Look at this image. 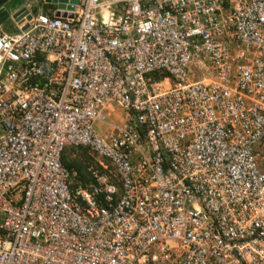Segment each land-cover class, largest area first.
Segmentation results:
<instances>
[{
  "label": "built area",
  "instance_id": "2783aa9c",
  "mask_svg": "<svg viewBox=\"0 0 264 264\" xmlns=\"http://www.w3.org/2000/svg\"><path fill=\"white\" fill-rule=\"evenodd\" d=\"M58 4L0 24V264H264V0Z\"/></svg>",
  "mask_w": 264,
  "mask_h": 264
},
{
  "label": "trees",
  "instance_id": "16d2710c",
  "mask_svg": "<svg viewBox=\"0 0 264 264\" xmlns=\"http://www.w3.org/2000/svg\"><path fill=\"white\" fill-rule=\"evenodd\" d=\"M19 1V0H15ZM154 75L156 77L159 76H165V74L161 72H155ZM79 150L80 153L75 155L74 157H71V155L75 154L74 151ZM70 158L66 157L64 153L62 154V163L67 168H74L77 171V180L81 182L82 186H86L87 184L95 182V179L93 178L89 167L93 164V159L89 154L87 153L88 148L84 146H73L71 148ZM96 167L98 169H102L99 164H96Z\"/></svg>",
  "mask_w": 264,
  "mask_h": 264
},
{
  "label": "rangeland",
  "instance_id": "374dc122",
  "mask_svg": "<svg viewBox=\"0 0 264 264\" xmlns=\"http://www.w3.org/2000/svg\"><path fill=\"white\" fill-rule=\"evenodd\" d=\"M18 6V1H15V0H10L7 4H6V7H7V9H12V8H16ZM2 26L4 27V28H6V30L8 31V32H10V33H12V32H15L16 30L15 29H17L18 28V25L15 23V21L12 19V18H10V17H8L3 23H2ZM12 26H14L15 27V29H11V27ZM118 111H120L119 109H118ZM106 120H108V121H110V122H112V123H119V121L121 120L119 117H115V116H109ZM98 126H99V123H96L95 124V127L96 128H98ZM73 146H67L66 147V149L64 150V155L66 156V157H68V158H70V153H71V148H72ZM75 152V154H73V155H71V157H74L75 155H77L78 153H80V151L79 150H76V151H74ZM87 153L89 154V156H91L92 157V159H93V164H92V167H96V164H99V158L98 157H96L89 149H88V151H87ZM101 160V159H100ZM105 166H106V169H105V172H106V174H108V175H110L111 176V178H112V180L113 181H116L117 182V175H116V173H115V171H114V168L112 167V165L111 164H109L107 161H104V160H102L101 161Z\"/></svg>",
  "mask_w": 264,
  "mask_h": 264
},
{
  "label": "water",
  "instance_id": "95a60500",
  "mask_svg": "<svg viewBox=\"0 0 264 264\" xmlns=\"http://www.w3.org/2000/svg\"><path fill=\"white\" fill-rule=\"evenodd\" d=\"M10 0H0V24H2L8 17H10L9 15V11L8 9L5 8V5L9 2ZM47 1H51V2H59L58 6L59 7H64V5L62 4V2H65L66 0H47ZM71 4H77L78 0H70ZM68 9H73L72 5H69L67 7ZM27 13V10L25 7H21L20 9H18L17 11H15L14 13L11 14V17L14 18L15 20H19L22 16H24ZM56 15H61V16H65L66 13H59L57 12ZM71 16V15H69ZM27 25L23 26L21 29H25Z\"/></svg>",
  "mask_w": 264,
  "mask_h": 264
},
{
  "label": "flooded vegetation",
  "instance_id": "af4514ba",
  "mask_svg": "<svg viewBox=\"0 0 264 264\" xmlns=\"http://www.w3.org/2000/svg\"><path fill=\"white\" fill-rule=\"evenodd\" d=\"M5 8L7 9L6 5H5ZM9 10V9H8Z\"/></svg>",
  "mask_w": 264,
  "mask_h": 264
},
{
  "label": "crops",
  "instance_id": "0c3cea01",
  "mask_svg": "<svg viewBox=\"0 0 264 264\" xmlns=\"http://www.w3.org/2000/svg\"><path fill=\"white\" fill-rule=\"evenodd\" d=\"M4 28V27H3ZM13 27H11V29H12ZM6 29V28H5Z\"/></svg>",
  "mask_w": 264,
  "mask_h": 264
}]
</instances>
